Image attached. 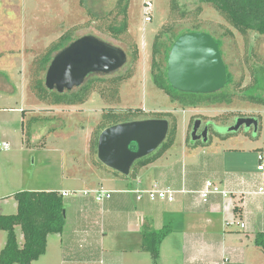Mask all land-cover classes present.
<instances>
[{"label":"rangeland","instance_id":"1","mask_svg":"<svg viewBox=\"0 0 264 264\" xmlns=\"http://www.w3.org/2000/svg\"><path fill=\"white\" fill-rule=\"evenodd\" d=\"M145 1L130 0L129 30L118 42L103 34L104 26L107 27L113 19L96 20L93 23L95 18L91 15L97 14L103 18L110 10L116 14L117 0H86V4L82 0H0V76L2 73H10L17 86L12 85V92L13 89L15 92L8 93L6 84L4 86L0 82L1 214L17 213L15 194L19 192L63 187L76 193L64 198L68 219L72 223L79 215L75 207L79 192L75 190L85 188L82 184L84 180L90 181L92 177L95 179L93 174L103 171L109 172L111 179L117 177L126 181L125 177L105 167L98 156L91 152L93 134L102 121L104 110L111 107L117 113L128 109H143L145 118H151L153 112L172 113L177 119V139L165 156L172 161L182 160V163L190 164L191 161L210 160L214 156L213 161L216 159L221 165L225 163L224 158L228 159L227 168L237 174L258 170L260 151L264 149V132L261 133L264 128L263 106L246 100L239 91L231 105L182 109L172 104L168 96L154 86L150 76L154 38L164 28L175 26L181 32L195 23L204 28L203 32L219 35L229 29L228 24L212 4L203 3L202 0H178V11H172L171 0H153V21L145 24ZM185 11L188 14L182 18ZM68 32L79 37L92 34L116 47H138L139 56L133 65L134 77L121 87L119 102L108 105L96 93L83 106L53 107L42 104L30 93L34 61ZM249 41L248 45L239 33L234 32V37L227 38L223 47L234 78L239 80L244 76L243 89L250 86L253 80L250 68L256 58L260 57V64H264V36L251 34ZM23 55L26 57L25 67L22 66ZM14 65L16 69H8ZM22 99H27V103H24L27 109L24 124L21 122V114L14 110L22 106ZM28 108H35L36 111L30 112ZM167 120L171 124L172 120ZM205 130L207 133L204 135ZM198 135H202L204 143H211L206 146L196 145L201 140L197 138ZM4 143L8 146L4 147ZM95 181L99 184L97 179ZM126 182L116 186H109L106 182L104 185L108 189L118 186V191L111 194L108 200L129 193L130 181ZM185 196L175 195V199L182 198L183 204ZM240 224L241 220H237L228 230L242 235L244 231ZM168 226L172 229L173 224L169 223ZM16 232L19 246L22 247L25 241L21 228H16ZM188 232H191L188 225L180 221L175 225L174 233L168 236L162 252L160 250L159 259L155 262L152 255L147 253L143 263L187 264L184 251L188 249ZM219 234L221 240L224 232L220 231ZM55 237H48L49 248L52 247L51 239ZM6 243L7 233L0 230V254ZM249 244L245 264H264V254L255 247L253 238ZM178 249H181L180 253ZM47 261L49 255L41 257L35 264H45Z\"/></svg>","mask_w":264,"mask_h":264},{"label":"crops","instance_id":"2","mask_svg":"<svg viewBox=\"0 0 264 264\" xmlns=\"http://www.w3.org/2000/svg\"><path fill=\"white\" fill-rule=\"evenodd\" d=\"M25 65L26 57L23 55L22 66ZM8 69L16 67L14 65ZM0 82L4 86L6 84L8 93L15 92L14 89L12 92L11 86H16V82L10 73H2ZM24 103H27V99H22L23 107L14 109L21 114L23 124L27 115ZM30 110L33 113L36 111L35 108ZM199 142L204 146L211 143H204L202 140ZM166 154L141 169L135 178L125 177L126 181H130L131 191L113 200L106 199L99 204L92 194L85 196L81 192L103 189L113 194L118 191V186L108 189L104 184L123 185L127 183L125 180L117 177L111 179V174L103 171L93 174L99 184L95 183L97 181L93 177L90 181L84 180L82 184L85 188L75 190L79 192L75 204L79 215L70 223L66 209L65 229L62 234L51 239V248L48 240L43 256L49 255V262L45 264H144L148 253L142 248L144 232H160L172 223V231L168 235L170 237L180 221L188 225V230L191 231L186 233L188 249L184 253L187 264H216L223 257L229 259L228 264H245L251 238L254 241L257 233L264 232V194L257 193L259 188H264V172L257 170L234 173L227 168L226 158L223 165L216 159L213 161L214 156L210 160L186 164L182 160L172 161L165 157ZM260 155L264 156V149L260 151ZM119 176L123 177L121 174ZM207 181L235 194L225 200L221 196H212L204 204L193 192L201 190ZM155 184L161 189L177 192L176 195H186L184 203L182 204V198L175 199L174 202L151 201L147 196L141 201L137 200L134 191L148 190ZM45 191L70 192L63 187ZM237 220L245 225L242 228L240 224L244 231L242 235L228 230ZM220 231L224 232L221 240ZM237 233L240 234L235 235ZM169 237L163 241L161 252ZM180 250L178 249L179 253Z\"/></svg>","mask_w":264,"mask_h":264},{"label":"trees","instance_id":"3","mask_svg":"<svg viewBox=\"0 0 264 264\" xmlns=\"http://www.w3.org/2000/svg\"><path fill=\"white\" fill-rule=\"evenodd\" d=\"M202 1L203 3L212 4L229 26V29H226L225 32L219 35L218 33L212 35L220 46L228 70L226 87L220 92L213 94H191L175 90L168 82L167 61L174 42L186 33L204 31V28L195 23H192L189 28H185L181 32H178L175 26H170L164 28L155 36L151 51L150 72L154 86L164 92L172 104L179 105L182 109L231 105L238 96L237 93L239 91L243 93L242 96L246 100L264 107V64H260L262 59L256 56L257 58L250 68L253 80L250 86L243 89L244 76L242 75L239 80L234 78L229 69L223 48L225 40L234 37V32L239 33L248 45L251 34H256L260 37L264 36V0ZM82 3L86 4V0H82ZM129 4L130 0H117L116 9L118 11L116 14L114 10L105 13L103 18L97 14H91L95 18L93 23L96 20L104 21L112 18L111 23L107 27L104 26L105 29H101H104L103 34L120 42L129 30ZM171 4L172 11L179 10L178 0H171ZM200 13L201 9L198 10V15ZM187 14L188 12H183L182 18H185ZM85 36H92L101 42L114 46L92 34L79 37L72 32H68L58 42L52 44L44 54L34 61L31 70L29 90L42 104L53 107H79L88 103L96 93L108 105L121 100V87L134 77L133 65L137 62L139 56L136 45L114 46L126 55V63L114 73L89 72L80 84L74 85L69 89L65 88L62 91L47 86L46 76L56 57L74 42ZM248 63H251V61H248ZM22 114L23 116L25 115L24 111ZM144 115L145 111L143 109H128L119 113L113 107L105 109L102 121L91 140V152L98 156L99 136L107 128L139 120H167V118H170L172 121L166 141L155 153L134 164L130 177L135 178L141 169L163 157L174 146L177 139V119L172 113L153 112L151 118H145L143 117ZM200 144L204 145L202 142H198L196 145ZM98 163L102 166L99 161ZM115 173L119 175V173ZM15 200L17 201L18 209L15 215H3L0 213V230L7 233V243L0 254V264H35L46 253L48 237L62 234L65 229L67 217L64 197L58 191H22L15 194ZM18 227L21 228L24 236L25 242L22 247L18 243L16 232ZM170 230V226H167L160 232H144L142 248L152 255L155 262L160 257L161 245L171 233ZM254 245L264 254V232L255 235Z\"/></svg>","mask_w":264,"mask_h":264},{"label":"water","instance_id":"4","mask_svg":"<svg viewBox=\"0 0 264 264\" xmlns=\"http://www.w3.org/2000/svg\"><path fill=\"white\" fill-rule=\"evenodd\" d=\"M126 55L120 49L85 36L61 52L46 76L47 86L63 90L80 84L89 72L120 70ZM167 78L177 91L213 94L223 90L228 70L216 39L206 32H189L173 44L167 61ZM170 123L147 119L122 123L104 130L98 140V158L107 168L129 177L134 164L155 153L166 141ZM207 133L205 130L204 135ZM198 139L204 140L202 135Z\"/></svg>","mask_w":264,"mask_h":264},{"label":"built area","instance_id":"5","mask_svg":"<svg viewBox=\"0 0 264 264\" xmlns=\"http://www.w3.org/2000/svg\"><path fill=\"white\" fill-rule=\"evenodd\" d=\"M153 12H154L153 0H146L143 6L145 24L151 23L153 21ZM3 145L4 147L8 146V144H5V143ZM259 163L260 164L258 166V171L264 172V156L263 155L259 156ZM134 192L137 196L138 201L143 200L144 196H147L151 201L163 200V201H168V202H174L175 195L177 194V192L173 190L161 189L157 184H155L153 188L151 189L137 190ZM81 193H83L85 196H90L92 194L97 202H103L104 200L108 199L109 196L112 194L111 191H106L103 189L94 190V191H84ZM183 193H185V191H183ZM193 193H195L198 196L199 201L203 202L204 204L208 203L212 196H221L225 200L235 194V192H232L226 189H221L220 187L216 186L212 181H207L205 183V186L201 190L197 192H193ZM257 193L264 194V188H259ZM72 194H76V193H72ZM69 195H70V192L62 193V196L64 198L68 197ZM241 226L242 228L245 227L244 224H241ZM228 263H229V259L227 257H223L222 260L216 264H228Z\"/></svg>","mask_w":264,"mask_h":264}]
</instances>
